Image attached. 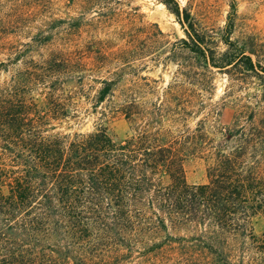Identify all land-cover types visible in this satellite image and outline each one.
Here are the masks:
<instances>
[{
  "label": "trees",
  "instance_id": "trees-1",
  "mask_svg": "<svg viewBox=\"0 0 264 264\" xmlns=\"http://www.w3.org/2000/svg\"><path fill=\"white\" fill-rule=\"evenodd\" d=\"M164 2L185 29L177 46L194 56L195 76L239 64L218 58L217 43L206 42L177 0ZM13 30L0 20V264H264V232L256 231L264 222V131L249 134L250 147L207 142L204 126L173 130L162 113L169 109H147L134 93L120 105L132 130L126 140L105 124L56 132L79 117L87 81L102 85L95 109L119 88L120 69L95 77L89 52L116 61L124 52L91 43L78 53L55 33L40 29L23 42L9 39ZM174 87L166 95L175 97ZM192 156L213 161L207 184L188 183Z\"/></svg>",
  "mask_w": 264,
  "mask_h": 264
},
{
  "label": "rangeland",
  "instance_id": "rangeland-1",
  "mask_svg": "<svg viewBox=\"0 0 264 264\" xmlns=\"http://www.w3.org/2000/svg\"><path fill=\"white\" fill-rule=\"evenodd\" d=\"M164 1L119 0L107 5L97 0H0V20L14 28L9 39L28 42L43 29L57 35L58 45L68 43L78 53L86 52L91 43L95 51L106 46L109 51L124 52V60L116 61L88 51L95 77H111L120 69L119 88L114 98L95 109L102 85L87 81L77 99L79 117L60 124L56 132L90 133L105 124L111 136L122 142L132 130L120 105L136 93L147 109L153 105L169 109L171 114L162 113L173 130L196 131L204 126L207 142L252 146L246 142L249 134L264 131V0H177L203 29L206 42L217 43L218 58L239 61L236 67L214 70L213 75L200 69L202 76L193 74L194 56L177 46L187 35ZM228 40L229 46L224 43ZM170 86H175V97L166 95ZM230 134L235 137L228 142ZM212 163L204 156L190 157L185 165L188 183L207 184ZM256 231L264 232L262 220Z\"/></svg>",
  "mask_w": 264,
  "mask_h": 264
}]
</instances>
